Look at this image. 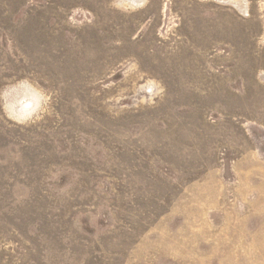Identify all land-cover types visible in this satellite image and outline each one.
I'll return each mask as SVG.
<instances>
[{
    "label": "rangeland",
    "instance_id": "rangeland-1",
    "mask_svg": "<svg viewBox=\"0 0 264 264\" xmlns=\"http://www.w3.org/2000/svg\"><path fill=\"white\" fill-rule=\"evenodd\" d=\"M0 264H264V0H0Z\"/></svg>",
    "mask_w": 264,
    "mask_h": 264
}]
</instances>
